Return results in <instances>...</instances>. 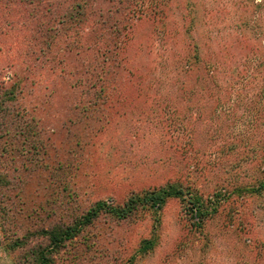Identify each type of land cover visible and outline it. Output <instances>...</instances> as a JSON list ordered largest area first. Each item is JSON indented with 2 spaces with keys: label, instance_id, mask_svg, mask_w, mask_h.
<instances>
[{
  "label": "rangeland",
  "instance_id": "1",
  "mask_svg": "<svg viewBox=\"0 0 264 264\" xmlns=\"http://www.w3.org/2000/svg\"><path fill=\"white\" fill-rule=\"evenodd\" d=\"M255 1L0 0V264L169 183L160 208L104 207L52 264H264V34L238 29ZM190 194L221 199L202 229Z\"/></svg>",
  "mask_w": 264,
  "mask_h": 264
},
{
  "label": "trees",
  "instance_id": "2",
  "mask_svg": "<svg viewBox=\"0 0 264 264\" xmlns=\"http://www.w3.org/2000/svg\"><path fill=\"white\" fill-rule=\"evenodd\" d=\"M164 0H142L141 6L145 7H151V10L153 12H158V13H163V8L162 6L164 5ZM77 7H81V4H76ZM254 7H256V14L252 17L250 23L241 18V14L239 16L240 22H239V34L241 36H244L245 29L252 27V28H258L260 30V34H264V0H256L253 4ZM79 11L78 10H73V13L71 15L74 16H79ZM81 16V15H80ZM64 20V15L59 16L58 22L62 24ZM210 36L208 37V39ZM194 59H200V54H199V45L194 44ZM198 62L197 60L194 61ZM216 62L213 61L210 64L206 65V78L207 82L209 84H212L213 87H217V75H218V70L216 68ZM185 65L180 66V71L183 74H188L191 70L193 65H191L188 61L186 60ZM101 79V78H100ZM174 81V80H173ZM103 84H101L102 86ZM209 86V85H208ZM184 88V91L186 90V85L185 82L182 83V87ZM103 91V89L101 90ZM192 92V91H191ZM97 97V94L96 96ZM99 98V96H98ZM264 169V168H263ZM264 189V181L259 183V190ZM160 190V191H159ZM156 190H148L146 193V196L143 198H130L128 202L124 205V207H115L113 205H105L101 202L95 203L93 206H90L85 213H83L81 216H79L74 222L71 224L65 225L64 229L60 227L52 228L47 230V235L49 236L48 238V243L44 246H37V249H30L31 254H35V257L33 258V262L36 264H52V252H55L57 248H60L64 244V242L68 239L74 238L78 233L82 232L83 229L85 228L86 225L91 223V220L95 218L99 212L102 211L104 207L107 208L110 212L117 214L118 216H121L124 214L126 216L127 213H129L132 209L135 208V203L144 201L142 203L141 207H146L149 204V207H155V208H160L161 204L164 202L165 197L167 196H172V195H178L182 194L183 189L173 183H169L162 187L161 189ZM240 190V187H239ZM255 191L256 189H251ZM189 193V192H188ZM180 194V195H181ZM190 197H192V201H188V207L186 208L187 213L190 215L192 218V225L195 226L196 228L202 229L205 226V223L208 219L212 217V215L216 212L217 207L219 203L221 202V199L216 198L212 200L205 201L200 195L198 194H190ZM62 229V230H61ZM250 228L248 229V231ZM17 240L14 241V244H17ZM149 241L144 242L142 248L144 250L150 248L149 247ZM264 246V242H260ZM264 250V247H263ZM258 264V263H256Z\"/></svg>",
  "mask_w": 264,
  "mask_h": 264
}]
</instances>
